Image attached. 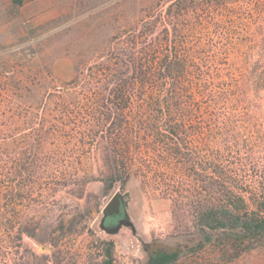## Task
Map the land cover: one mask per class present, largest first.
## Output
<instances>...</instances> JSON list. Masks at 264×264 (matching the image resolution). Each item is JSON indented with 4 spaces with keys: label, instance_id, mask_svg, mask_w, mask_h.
<instances>
[{
    "label": "trees",
    "instance_id": "1",
    "mask_svg": "<svg viewBox=\"0 0 264 264\" xmlns=\"http://www.w3.org/2000/svg\"><path fill=\"white\" fill-rule=\"evenodd\" d=\"M230 1L238 7L169 0L158 34L145 22L119 54L76 77L109 93L93 106H65L69 128L86 114L95 123L88 134H110L105 192L137 176L188 213L197 241L171 249L152 241L146 264H180L207 247L235 258L264 240V124L255 101L264 89V0ZM225 7L235 13L228 22L217 19ZM23 185L22 167L0 170V264H24L22 236L35 235L32 217L21 221ZM99 243L103 260L92 264H115L114 240Z\"/></svg>",
    "mask_w": 264,
    "mask_h": 264
},
{
    "label": "rangeland",
    "instance_id": "2",
    "mask_svg": "<svg viewBox=\"0 0 264 264\" xmlns=\"http://www.w3.org/2000/svg\"><path fill=\"white\" fill-rule=\"evenodd\" d=\"M168 3L24 0L20 5L0 0V170L16 165L25 173V205L19 210L23 223L32 217L28 225L35 235L22 236L24 264L101 262L100 239L114 240L115 264H146V245L152 241L167 249L197 241L198 234L185 227L188 213L139 177L105 192L99 179L108 170L102 156L111 145L109 132L88 134V125L95 123L86 114L73 129L62 119L65 106H93L97 94L109 93L76 80L80 72L119 54L120 42L145 22L154 21L153 34H158L163 27L159 13ZM226 5L239 3L226 0ZM229 17L235 13L225 7L217 19L228 22ZM255 101L264 124V89ZM116 193H129L124 197L127 218L110 232L103 225L104 210ZM230 254L207 247L180 264H264V240L238 257Z\"/></svg>",
    "mask_w": 264,
    "mask_h": 264
},
{
    "label": "water",
    "instance_id": "3",
    "mask_svg": "<svg viewBox=\"0 0 264 264\" xmlns=\"http://www.w3.org/2000/svg\"><path fill=\"white\" fill-rule=\"evenodd\" d=\"M128 195H129V193H125V194L116 193V194H114L113 197L110 199V201L108 202V204L105 207V210H104L105 217L103 219V225L110 232L117 230L127 218V213H126L127 205H126V203L123 204L122 197L124 199V197L128 196ZM114 214L120 215V218H118L116 223L111 224V225H107L106 221H105L107 215H114Z\"/></svg>",
    "mask_w": 264,
    "mask_h": 264
},
{
    "label": "flooded vegetation",
    "instance_id": "4",
    "mask_svg": "<svg viewBox=\"0 0 264 264\" xmlns=\"http://www.w3.org/2000/svg\"><path fill=\"white\" fill-rule=\"evenodd\" d=\"M122 202H123V204H125V200L123 199V197H122ZM118 218H120V215H116V214H114V215H107V217L105 219L106 224L107 225L114 224V223L117 222Z\"/></svg>",
    "mask_w": 264,
    "mask_h": 264
},
{
    "label": "built area",
    "instance_id": "5",
    "mask_svg": "<svg viewBox=\"0 0 264 264\" xmlns=\"http://www.w3.org/2000/svg\"><path fill=\"white\" fill-rule=\"evenodd\" d=\"M24 1V0H23Z\"/></svg>",
    "mask_w": 264,
    "mask_h": 264
}]
</instances>
